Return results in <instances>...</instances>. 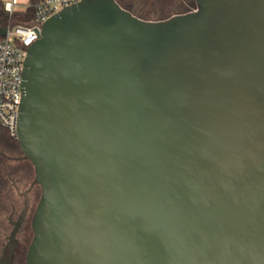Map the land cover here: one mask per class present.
<instances>
[{"label": "water", "instance_id": "1", "mask_svg": "<svg viewBox=\"0 0 264 264\" xmlns=\"http://www.w3.org/2000/svg\"><path fill=\"white\" fill-rule=\"evenodd\" d=\"M196 2L153 20L80 0L44 23L18 125L41 188L25 264H264V0Z\"/></svg>", "mask_w": 264, "mask_h": 264}, {"label": "built area", "instance_id": "2", "mask_svg": "<svg viewBox=\"0 0 264 264\" xmlns=\"http://www.w3.org/2000/svg\"><path fill=\"white\" fill-rule=\"evenodd\" d=\"M80 0H31L22 5L19 0H0V126L18 139L20 107L25 93L24 67L29 47L39 39L44 23L67 6ZM12 3V12L5 4ZM33 9L28 23H13L17 13Z\"/></svg>", "mask_w": 264, "mask_h": 264}, {"label": "rangeland", "instance_id": "3", "mask_svg": "<svg viewBox=\"0 0 264 264\" xmlns=\"http://www.w3.org/2000/svg\"><path fill=\"white\" fill-rule=\"evenodd\" d=\"M2 1L6 2L10 0ZM144 1H146V3H144ZM171 1L172 0H142V2L138 5L139 8H137V11L144 13L147 9H151L152 18L158 17L161 14V10L165 8L167 9L165 10V12H167L168 14H177L175 10L169 8V5H172ZM155 2L156 6L158 7H154ZM19 3L22 5H27L31 3V0H19ZM164 4H166L167 6H165ZM161 6L165 8H160ZM155 9H157L158 11H156ZM1 138H3L2 134H0V140ZM34 177V168L27 160L21 161L14 159L9 161L4 158L2 160L0 159V179L3 184L0 193V222H2L3 226H5V231L3 227L1 228L3 229L2 232L4 234L6 233L5 235L0 234V257L3 255V248L7 244L8 237L13 230L12 221L18 220L23 208L25 207L24 201L26 199L23 197V194L30 187L32 181L34 180ZM32 189L33 190L30 193L32 201L30 200V206L28 207V209H30L27 212L28 214H26L25 216V222L21 229L22 234L21 230L17 234V238H19V236L22 237L27 250L33 238V230L31 226L32 217L41 196V188L39 185H34ZM9 218H11V223L8 221ZM25 260L23 261V264H25Z\"/></svg>", "mask_w": 264, "mask_h": 264}, {"label": "trees", "instance_id": "4", "mask_svg": "<svg viewBox=\"0 0 264 264\" xmlns=\"http://www.w3.org/2000/svg\"><path fill=\"white\" fill-rule=\"evenodd\" d=\"M117 1L124 8L134 12L136 15H138L139 17L144 18V19L158 20V19H165V18H168V17L173 15V14L170 15L167 12H165V10H167V9L163 6H161L160 8H165V9L161 10V14L158 17L152 18L151 17V14H152L151 9H147L144 13L137 11L138 10L137 8H139L138 5H139V3L142 2V0H117ZM157 2H159V1H157ZM171 2H172V5L171 6L169 5V8H172V10H175L176 13H185V12H189V11L197 8L196 0H172ZM144 3H146V1H144ZM154 4H155L154 7H158V6H156V2ZM164 5L167 6L166 4H164ZM140 8H141V6H140ZM155 10L158 11L157 9H155ZM32 12H33V9L31 8L28 10L27 13H17L14 16V19L12 20V22L13 23H24V24L28 23L27 21L30 19V17H32ZM25 16H28L29 19L26 18ZM0 134L3 135V138H1V140H0V159L1 160L3 158L6 160H9V161L14 160V159L21 160V161L27 160L33 166V164L30 162V160L23 157V152H22V149L20 147V144H19L17 138H13L12 136H10L9 132L2 126H0ZM33 168H34V166H33ZM2 185L3 184H2L1 179H0V193H1ZM8 221L11 223V218H9ZM2 227L4 228V231H5V226H3V223L0 222V234L3 235L4 233L2 232L3 231V229H1ZM2 253H3V251H2ZM26 253H27L26 245L25 244L20 245L17 248V250L14 254V257H13L10 264H23V261L25 260Z\"/></svg>", "mask_w": 264, "mask_h": 264}, {"label": "flooded vegetation", "instance_id": "5", "mask_svg": "<svg viewBox=\"0 0 264 264\" xmlns=\"http://www.w3.org/2000/svg\"><path fill=\"white\" fill-rule=\"evenodd\" d=\"M33 189L29 190L28 192H24L23 194V197L26 199L24 201V208L21 212V215L19 216L18 220L16 221H12V224H13V230L11 232V234L9 235L8 237V240H7V244L4 246V249H3V254L4 252L6 251L5 250V247L8 245L9 247H11L12 243H13V240H16L18 242V245L15 249V252L17 250V248L20 246V245H24V241L22 239V237L19 236V238H17V234L20 232V230L22 229L23 225H24V222H25V216L26 214H28V207L30 206V200H31V196H30V193L32 192ZM32 201V200H31ZM24 232V231H23ZM21 234H22V230H21ZM24 235V234H23ZM25 236V235H24ZM15 254V253H14ZM3 256V255H2ZM14 257V256H13Z\"/></svg>", "mask_w": 264, "mask_h": 264}, {"label": "clouds", "instance_id": "6", "mask_svg": "<svg viewBox=\"0 0 264 264\" xmlns=\"http://www.w3.org/2000/svg\"><path fill=\"white\" fill-rule=\"evenodd\" d=\"M14 10H16V9L13 8L12 3H6L5 4V11L12 12Z\"/></svg>", "mask_w": 264, "mask_h": 264}]
</instances>
